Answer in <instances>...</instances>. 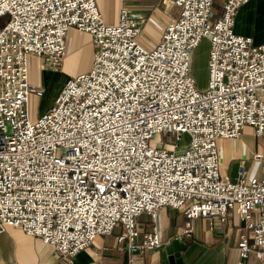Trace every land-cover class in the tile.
Here are the masks:
<instances>
[{
	"label": "built area",
	"instance_id": "1",
	"mask_svg": "<svg viewBox=\"0 0 264 264\" xmlns=\"http://www.w3.org/2000/svg\"><path fill=\"white\" fill-rule=\"evenodd\" d=\"M248 1L225 0L215 18L214 0H169L180 15L148 47L127 9L111 24L94 0H0V233L18 228L68 261L119 227L128 263L145 264L144 252L162 245L160 208L222 223L234 210L238 264L251 253L264 264V150L251 156L261 174L240 164L232 181L217 144L246 126L264 142V44L233 27ZM72 29L91 37L92 64L34 117L29 103L44 91L27 58L59 69ZM202 39L203 88L192 70ZM143 213L152 225L142 231Z\"/></svg>",
	"mask_w": 264,
	"mask_h": 264
},
{
	"label": "crops",
	"instance_id": "2",
	"mask_svg": "<svg viewBox=\"0 0 264 264\" xmlns=\"http://www.w3.org/2000/svg\"><path fill=\"white\" fill-rule=\"evenodd\" d=\"M225 0H214L213 15L221 16ZM99 12L106 22L117 24L122 9H127L134 17L142 21L143 33L141 42L151 47L161 36L166 23L178 17L180 8L169 3V0H94ZM234 33L250 37L255 45L264 44V0H249L238 9L234 21ZM205 40V39H203ZM67 53L59 69H42L39 59L28 56L29 77L31 84L43 88L44 95L31 99L29 106L34 117L46 112L66 83L68 76L54 86L60 70L65 65L75 67L83 56L86 66L94 52L91 37L72 29L66 37ZM85 66V67H86ZM86 69V68H85ZM60 80V79H59ZM207 82V80H206ZM205 83H197L203 88ZM258 137L250 127H244L242 134L236 139L218 141L220 173L228 180L238 178V168L244 164L248 176L261 174V164L252 160V155L260 151ZM184 208L162 207L157 211L156 223L162 245L157 250L146 251L142 255L145 264H166L162 252L173 238H182L186 249L181 252L183 264H238L242 259L236 245L240 233V221L234 210H230L225 223L213 218H196L186 220L182 215ZM141 230H148L152 220L146 213L139 218ZM190 224L191 234L186 235L184 229ZM119 227L111 235L96 238L93 244L77 253L71 260L59 258L54 247L39 238L26 235L18 228H8L0 233V264H129V253L124 244L118 241ZM246 264H263L262 260L251 253Z\"/></svg>",
	"mask_w": 264,
	"mask_h": 264
},
{
	"label": "rangeland",
	"instance_id": "3",
	"mask_svg": "<svg viewBox=\"0 0 264 264\" xmlns=\"http://www.w3.org/2000/svg\"><path fill=\"white\" fill-rule=\"evenodd\" d=\"M208 48H209V42L207 41V39H205V40L202 39L199 46L196 47V49L192 53V57H193L192 70L194 72V77H195L197 83L201 82L203 84L206 82V80L208 78V71H207ZM84 60H85V58L83 56H80V58H79L80 63H76L75 67H73V68L70 67V70L66 64L64 69L60 70L59 73H57L58 79L54 83V86L59 84L61 79H63V77H65V76H68L70 78V77L76 76L77 74H79L82 71L87 70L91 66L92 60H91V58L89 59L87 66H86V61H84ZM257 142L259 145L258 148L261 151L264 150V142L262 141V139L259 138ZM178 145H179L178 146L179 149L182 148V146H183L182 143H179Z\"/></svg>",
	"mask_w": 264,
	"mask_h": 264
},
{
	"label": "water",
	"instance_id": "4",
	"mask_svg": "<svg viewBox=\"0 0 264 264\" xmlns=\"http://www.w3.org/2000/svg\"><path fill=\"white\" fill-rule=\"evenodd\" d=\"M186 249L182 238H173L165 250L162 252V258L166 264H183L181 252Z\"/></svg>",
	"mask_w": 264,
	"mask_h": 264
}]
</instances>
